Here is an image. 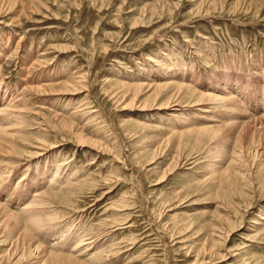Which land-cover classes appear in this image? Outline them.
<instances>
[{
	"label": "rangeland",
	"instance_id": "rangeland-1",
	"mask_svg": "<svg viewBox=\"0 0 264 264\" xmlns=\"http://www.w3.org/2000/svg\"><path fill=\"white\" fill-rule=\"evenodd\" d=\"M2 109L0 264H264V0H0Z\"/></svg>",
	"mask_w": 264,
	"mask_h": 264
},
{
	"label": "bare ground",
	"instance_id": "bare-ground-1",
	"mask_svg": "<svg viewBox=\"0 0 264 264\" xmlns=\"http://www.w3.org/2000/svg\"><path fill=\"white\" fill-rule=\"evenodd\" d=\"M1 81H2V80H1ZM1 84H2V83H1ZM182 87H183V86H182ZM186 87H187V86H186ZM186 87H185V88H186ZM189 89H190V88H188L187 90H189ZM190 90H191V89H190ZM213 95H214V94H213ZM5 96H7V95L5 94L4 97H5ZM232 96H234V95H232ZM221 97H222V96H221ZM230 97H231V96H227V97H224V98H221V99L224 100V101H227V102L229 101V102H230V101H231V98H230ZM10 100H11V99H10ZM10 100H9V101H10ZM13 100H14V99H13ZM6 102H7V101H6ZM13 102H14V101H13ZM13 102H12V103H13ZM2 103H3V102H2ZM12 103L10 102L8 106L11 107V104H12ZM12 107H13V109H7V110H9V111H10V110H12V111L15 110L13 104H12ZM12 107H11V108H12ZM2 108H4V107H2ZM7 110L2 109L1 112H0V116H1V117H4V118H0V125H4V124H3V121H5V119H7V121H10V120L13 118L12 116H13L14 114H13L12 112L9 113ZM7 113H8V114H7ZM253 118H254V117H253ZM0 132H1V134H2L4 131L0 130ZM0 137H1V136H0ZM0 139H1V138H0ZM6 149H7V147H6ZM2 168H3V167H2ZM4 168H5V167H4ZM0 169H1V167H0ZM6 172H7V171H6ZM3 175H4V174H3ZM3 175H2V176H3ZM58 178H59V177H58ZM1 180L4 181L3 178L1 179V176H0V190L4 193V192L6 191V189H7V187H4L3 185H1V182H2ZM5 186H6V185H5ZM7 192H8V191H7ZM5 194H6V193H5ZM43 203H44V202H43ZM39 204H40V203H39ZM3 206H4V205H3ZM4 207H5V206H4ZM6 210H7L6 208H5V210H4V208L0 205V212H3V211L6 212V213L3 214V216L0 217V220H1V218L3 219L2 221H0V235H1L2 232H4V229H3V228L7 229V227H10V226H8L9 224H7V222L10 221V220H11V222H14V227H12V230H14V229L16 230V229H18V228H19V230H20V227H22V224L19 223V222H20L19 219H21V218H19V219L17 218V219H16V217H14L13 214H11L10 211H9L10 213H8V211H6ZM26 210H27V209H26ZM22 211H23V210H22ZM34 212H35V208H34ZM31 214H33V213H31ZM39 214H40V213H39ZM32 216H33V215H31L30 217H32ZM34 216H35V213H34ZM39 216H40V215H39ZM3 217H5V218H3ZM36 217H37V216H36ZM17 220H19V221H17ZM37 221H38V220H37ZM33 222H35V221H33ZM39 222H40V221H39ZM18 223L21 224V225H19L20 227H18ZM23 226H24V224H23ZM17 227H18V228H17ZM10 228H11V227H10ZM23 228H24V227H22L21 229H23ZM37 228H38V227H37ZM40 228H41V227H40ZM2 229H3V231H2ZM25 229H26V228H25ZM25 229H24V230H25ZM12 230H11V231H12ZM19 230H18V231H19ZM5 231H6V230H5ZM7 231H8V230H7ZM9 231H10V230H9ZM9 231H8V232H9ZM27 231H29V230H27ZM29 232H30V231H29ZM29 232H28V234H26V235H29ZM4 233H5V232H4ZM7 234H9V233H7ZM12 234H13V233H11V235H12ZM23 234H24V232H23ZM13 235H14V234H13ZM13 235H12V236H13ZM84 235H85V234H84ZM2 236H3V235H2ZM14 236H15V238H16L17 235L15 234ZM19 236H20V235H19ZM29 236H30V235H29ZM29 236H28V238H26L27 236L25 237V235H22V236H21V237H22V240H21V241H23V239H28V240H29ZM31 236L33 237V235H31ZM34 236H35V235H34ZM0 237H1V236H0ZM12 239H13V238H12ZM10 240H11V239H10ZM13 240H14V239H13ZM30 240H31V239H30ZM92 240H93V239H92ZM17 241H19V240H17ZM26 241H27V240H26ZM6 242H7V241H6ZM6 242H5V243H6ZM29 242H30V241H29ZM8 243H9V242H8ZM30 243H31V242H30ZM24 244H25V242H24ZM19 245H20V244H19L18 242L16 243V245L14 244V248H15V250H14L13 253H16V256H17V254H18V253H17V252H18V251H17L18 249L16 248V246H19ZM0 246H1V245H0ZM8 246H9V245H8ZM30 246H31V245H30ZM77 246H78V245H77ZM34 247H35V249L38 250V252H39V251L42 252V253L44 252V251H41V249H42L41 245H39V246H37V247H36V245H35ZM43 248H44V247H43ZM2 250H4V249H2ZM6 250H7V249L5 248V251H6ZM27 250H29V248H28ZM32 250H33V249H32ZM43 250H44V249H43ZM24 251H25V250H24ZM47 251H48V250H47ZM50 251H52V250L50 249ZM1 252H2V251H1ZM3 252H4V251H3ZM11 252H12V251H11ZM26 252H28V251H26ZM40 252H39V253H40ZM48 252H49V251H48ZM52 252H53V251H52ZM4 253H5V252H4ZM6 253H7V251H6ZM6 253H5V256L7 255ZM8 253H10V252H8ZM49 253H51V252H49ZM1 254H3V253H1ZM21 254H22V253H21ZM21 254H20V255H21ZM12 255H14V254H12ZM43 255H44L43 260H42V261H39L37 264H40V263H41V264H49V263H52V264H59L58 262H56V261L54 260V258H60V257H61V256H59V254H57L58 256L55 255V254H46V255L43 254ZM3 256H4V255H3ZM18 256H19V255H18ZM0 257H1V259H2V255H0ZM70 258H71V257H67L68 261L71 260ZM68 263H69V262H68Z\"/></svg>",
	"mask_w": 264,
	"mask_h": 264
}]
</instances>
